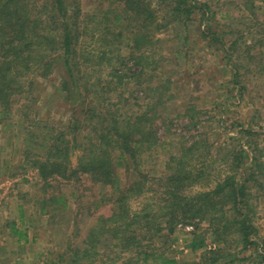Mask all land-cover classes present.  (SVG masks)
I'll list each match as a JSON object with an SVG mask.
<instances>
[{"label":"rangeland","instance_id":"rangeland-1","mask_svg":"<svg viewBox=\"0 0 264 264\" xmlns=\"http://www.w3.org/2000/svg\"><path fill=\"white\" fill-rule=\"evenodd\" d=\"M67 1L69 6H80L81 15L85 12L82 17L86 31L80 36L79 47L99 50V47L119 46L114 44L117 40L112 35H107L104 42H93L90 38L96 28L95 21H101L100 17L90 18V15L97 7L108 6V1ZM195 1L197 8L189 22L174 20L167 29L156 33L161 43L154 48L156 53L151 60L155 63L147 75L134 79L144 82L140 86L142 92L135 85L112 88L106 76L111 68L94 65L87 60L88 56L74 69L76 76L83 77L81 81L78 79L77 91L66 94L61 88L65 71L60 59L51 74L30 75L19 84L24 90L11 99L9 112L0 123V264H129V256L119 255L117 248L106 247L110 243L107 240L99 243L98 255L82 254L84 248H90V244L84 243L89 229L98 217L111 214L120 193L140 175L150 179L151 191L132 197L131 208L141 200L155 206L153 193H159L160 188L154 180L170 173L171 158L186 146L194 145L189 157L197 161V166L208 165L212 178L219 169L231 167L232 155L228 153L241 148L249 156L255 150L264 162V0ZM114 20L111 15L99 28L113 27ZM98 37L104 36L100 33ZM121 52L122 55L127 50ZM126 63L131 65V61ZM168 79L170 84L163 91L146 90L147 86L164 84ZM103 85L109 91L100 89ZM148 100L159 102L153 108L159 115L153 121L158 142L149 150L140 151L134 164L120 159L114 150L110 158L117 181L96 182L90 175L81 173L70 180L43 179L33 168V160L43 159L52 145L59 143L63 148L69 142L72 147V142L80 145L87 141L93 122L85 117L95 115L97 120L102 119V114H108V107L120 119L141 111ZM90 106L93 107L89 110ZM103 125L110 126L108 122ZM97 126L101 128L100 124ZM82 153L79 147L69 150L72 166ZM244 162V166H252L249 157ZM262 178L264 173L258 182L246 183L247 187L253 185L249 204L256 229L251 237L253 245L248 248L242 249L234 228L226 240H219L208 221L200 219L163 228L159 235L152 231L146 236L141 234L137 244L177 264H264ZM58 196L63 197L59 203L54 198ZM12 226L25 231L27 242L18 241V236L10 230ZM133 250L139 251L140 247ZM233 255H237V260L227 263ZM143 258V254H138L129 260L132 264H145ZM146 264H161V261L150 258Z\"/></svg>","mask_w":264,"mask_h":264},{"label":"trees","instance_id":"trees-1","mask_svg":"<svg viewBox=\"0 0 264 264\" xmlns=\"http://www.w3.org/2000/svg\"><path fill=\"white\" fill-rule=\"evenodd\" d=\"M37 1L40 0H0V123L9 112L11 99L22 94L24 90L19 84L30 75L51 74L59 59L65 71L62 73L65 77L62 79L61 88L66 94L77 91L78 79L81 81L83 77L76 76L74 69L78 62H85L87 56V60L94 65L111 68L106 76L107 83L112 88L119 85L134 88L135 85L137 91L142 92L140 86L144 82L139 79L147 75V70L154 65V60H151L156 53L154 48L161 43L156 33L167 29L174 20L186 24L197 8L195 0H98L100 3L108 1V6L102 9L97 7V11L90 15V18L101 19L95 21L94 26L99 28L102 21H109L111 15L115 18L114 25L104 29L95 28L90 38L93 42H104L107 35H112L117 40L114 44L120 48L99 47L96 50L95 47H87L83 50L78 45L80 36L86 31L82 17L85 12L81 15L80 6H69L67 0H41L35 4ZM159 5L163 7L160 9ZM100 33L104 36L101 39L98 37ZM121 50L127 52L121 55ZM228 53L226 49V55ZM127 61H131V65ZM148 76L145 80H148ZM233 76H237L235 69ZM136 78L139 79L134 82ZM169 84L168 79L164 84L147 86L146 90L163 91ZM107 87L103 85L100 89L109 91ZM158 104L159 102L148 100L141 111L120 119L108 107V114H102V119L97 120L95 115L85 117L93 122L87 132V141L80 145L76 141L72 142V147L67 142L63 148L59 147V143L54 144L43 159L33 160V168L43 179L58 177L70 180L81 173L90 175L96 182L107 183L111 179L117 181L110 155L116 150L121 156L120 159L134 164L140 151L149 150L157 144L153 121L159 115L153 108ZM151 111L153 113L149 114ZM105 122L110 126H104ZM99 124L100 129L97 126ZM93 137L97 139L93 140ZM78 147L83 149V153L78 157L76 165L72 166L68 152ZM193 149V144L184 147L178 156L171 158L170 173L164 178L154 180L158 181L160 188L159 193H153L157 201L155 206L141 200L135 208L130 207L132 197L138 198L151 191V184H148L150 179L146 175H140L128 189L121 192L111 214L108 217H98L95 225L87 232L84 243L90 244V248H84L82 255H98L99 243L107 240L110 243L106 247L119 249V255L122 253L134 258L135 255L143 254L142 260L145 264L150 258L159 259L161 264H177L163 254L156 255V252L141 249L143 245L137 244V241L141 239V234L145 233L146 236L152 231L159 235L163 228L170 229L180 222L190 223L195 219L207 220L219 240H226L228 234L233 233L231 228H234L242 249L253 245L251 237L256 229L252 224L253 210L249 204L253 197V185L247 187L246 183L249 180L258 182V177L264 173L261 156L255 150L250 156L242 148L236 153L232 151L228 153L229 156L232 155L231 167L219 169L216 177L212 178L208 165L197 166V161L193 162L189 157ZM248 157L252 166H244V160ZM54 198L58 203L63 199L62 196ZM62 206L65 204L62 203ZM153 217L155 218L151 224ZM10 230L18 236V241L24 239L27 242L25 231H20L15 226ZM139 247V251L133 250ZM74 255L76 257V252ZM75 257L73 262L77 261ZM232 257L227 263L237 260V255ZM129 258L127 263L132 264Z\"/></svg>","mask_w":264,"mask_h":264}]
</instances>
